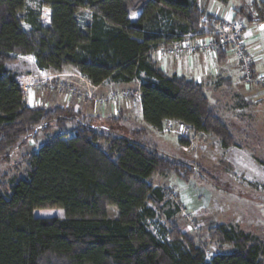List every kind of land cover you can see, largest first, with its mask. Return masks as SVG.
Instances as JSON below:
<instances>
[{
    "label": "trees",
    "instance_id": "16d2710c",
    "mask_svg": "<svg viewBox=\"0 0 264 264\" xmlns=\"http://www.w3.org/2000/svg\"><path fill=\"white\" fill-rule=\"evenodd\" d=\"M40 8L49 12L47 25L28 0H0V158L51 125L58 130L25 157L22 178L0 185V264H264V241L224 224L209 228V236L233 251L207 259L170 222L172 210L163 213L168 230L156 237L147 223L161 215L165 192L149 179L188 180L193 166L95 127L72 108L26 105L17 74L7 67L17 55L32 57L40 71L73 70L93 86L138 82L148 127L161 132L166 122H177L229 148L233 136L204 87L166 75L154 59L158 48L198 33L205 12L197 0H41ZM245 10L234 17L264 25V0ZM217 59L225 63L224 50ZM109 207L116 217H108ZM38 210L63 216H35Z\"/></svg>",
    "mask_w": 264,
    "mask_h": 264
},
{
    "label": "rangeland",
    "instance_id": "374dc122",
    "mask_svg": "<svg viewBox=\"0 0 264 264\" xmlns=\"http://www.w3.org/2000/svg\"><path fill=\"white\" fill-rule=\"evenodd\" d=\"M252 1L201 0L198 2L197 0V4L207 14L206 8L209 6L222 5V8L233 11L240 8L247 10ZM40 2L41 0H28V6L41 13V19L46 25L49 14L46 9L40 8ZM230 16L246 25L245 20L234 17L231 13ZM81 19L88 22L89 13H82ZM22 28L28 30V26L24 23ZM254 32L258 37L253 41L264 50V29ZM261 49L255 51L257 56L262 55ZM244 52L250 62L248 70L254 78L264 76L254 71L255 63L253 64L249 53ZM217 53L218 51L213 55L216 60L214 68L220 74L221 69L215 64L218 60ZM198 54L208 53L193 55ZM224 54L225 58L229 55V59L235 62V67L233 64L228 65L230 72L227 79L230 85L223 84L218 77L211 81L210 85L205 86V94L233 136L234 145L229 148H223L214 136L192 132L177 122L165 123L161 132L144 125L137 114L138 82L125 86L127 91L117 89L103 97L96 93L98 89L95 86L79 75L70 72L63 74L52 71L39 72L32 57L16 55L14 61L7 67L17 74L19 84H24L27 80L32 82L24 98L29 97L33 92L38 93V96L35 95L38 99L35 106L53 108L56 103H61L63 100L75 102L82 98L84 105L85 103L90 105L92 102L99 104L104 108L103 116L100 114V109L97 113L100 115L90 116L91 106H88L86 107L88 110L84 108L79 110L82 112V118L86 117V121H90L91 125L109 129L115 135L150 145L163 157L193 166L194 173L188 180H181L173 174H155L149 179V184L165 192V198L161 215L149 221L147 225L149 231L161 239L160 234H164L162 231L168 230V221L163 213L174 211L170 222L191 237L209 259L213 255L229 254L233 251V247L221 245L210 239L209 228L220 224L244 231L264 241V85L257 82L247 84L244 79V66L238 57L237 61L234 58L237 56L235 52L224 51ZM193 55L183 54L174 57L164 53L158 58L154 54V59L160 63L168 56L179 59ZM126 102L130 103L127 108L124 105ZM65 131L70 133L71 128L68 127ZM56 133L58 130L51 125L48 132H40L37 138H29L8 157L0 158V185L5 184L9 187L11 180L22 178L25 157L36 152ZM179 139L188 145L182 147ZM195 167L197 169H194ZM116 214L117 211L113 207L107 209L109 218L116 217ZM34 215L63 216L59 210H38Z\"/></svg>",
    "mask_w": 264,
    "mask_h": 264
},
{
    "label": "crops",
    "instance_id": "0c3cea01",
    "mask_svg": "<svg viewBox=\"0 0 264 264\" xmlns=\"http://www.w3.org/2000/svg\"><path fill=\"white\" fill-rule=\"evenodd\" d=\"M201 0H198V2ZM207 9V14H212V15H216L220 18H230V13L232 14V16L235 15V11L229 9L226 10L224 8H222L221 6H209L206 8ZM48 12V10H46ZM49 14V12H48ZM49 16V15H48ZM232 18V17H231ZM49 19V17H48ZM47 25V23H46ZM259 28L257 27V25H251L248 26L247 25V29L242 33L241 37H240V41L242 43V46L244 48V50L246 52L249 53V55L251 56L252 60H253V64L255 65L254 67V71L256 70V72L260 73L261 75H264V50L261 49V46H259L258 44L255 43L254 38L258 37V35L254 32V30H258ZM261 49L263 52L262 55L257 56L256 55V50ZM155 58V57H154ZM237 61V56L234 57ZM232 59H229V55H227L226 57V61L223 65H219L218 63L217 66L219 67L220 70V74L218 71H216V69L214 68V62L215 57L213 55L210 54H198V55H193L192 57H181L179 59H175L173 57H167L164 58L163 61L161 60L160 63H158L160 69L168 76H172V75H176L178 77H185L187 79H191L193 81H195L196 83L202 85L205 89V86L210 85L211 81H214L216 78L219 77V79L222 81L223 84H225L224 82L229 81L227 78L229 77V64H233V66L235 67V62L233 63L231 61ZM256 60V61H255ZM232 62V63H230ZM226 69V70H225ZM42 72V71H39ZM65 72H70L71 74H77V72L73 71V70H64L60 73L57 74H63ZM43 73H48L46 71H43ZM221 75V76H219ZM18 78V77H17ZM125 86H128V84H115L112 82H104L102 84H100L99 86H95L97 90V94L99 96H103L105 97L108 93H111L112 91H115L117 89L120 90H125L127 91V88H125ZM38 94V93H37ZM36 93L33 94L31 93V95L27 98H24L26 105L28 106H35L37 105V101L38 99L35 98V95L38 96ZM137 99H138V103H137V114L139 116V119L142 121V117H141V106H140V101H139V93L137 90ZM35 100H34V99ZM84 100L79 99L78 101H67V100H63L61 103L58 102L55 104V106H59V107H69L72 108L74 110H82V108L87 109L86 107L91 106L89 115L90 116H98L100 114H102L101 116H103V106H100L99 104H96L92 102V104L89 105V103H85V105L83 104L84 102L82 101ZM65 103V104H64ZM124 105L127 107L130 106L129 102L124 103ZM100 107V108H99ZM83 109V110H84ZM100 109V114L98 113V110ZM88 114V111H87ZM127 116V113L125 114ZM126 122V121H125ZM143 122V121H142ZM166 123H172V121L166 122ZM143 124L145 125V123L143 122ZM151 128V127H149ZM152 129V128H151Z\"/></svg>",
    "mask_w": 264,
    "mask_h": 264
},
{
    "label": "built area",
    "instance_id": "2783aa9c",
    "mask_svg": "<svg viewBox=\"0 0 264 264\" xmlns=\"http://www.w3.org/2000/svg\"><path fill=\"white\" fill-rule=\"evenodd\" d=\"M246 25L241 21L229 18H220L216 15L205 14L201 16L197 34L184 35L180 40L169 45L166 49L161 47L155 51L157 57L166 53L169 56L178 57L183 54L208 53L215 55L218 50L235 52L239 61L244 66V79L246 83L257 82L264 85V76H254L249 69V59L240 41ZM32 82L27 80L20 83L22 93L27 94Z\"/></svg>",
    "mask_w": 264,
    "mask_h": 264
},
{
    "label": "water",
    "instance_id": "95a60500",
    "mask_svg": "<svg viewBox=\"0 0 264 264\" xmlns=\"http://www.w3.org/2000/svg\"><path fill=\"white\" fill-rule=\"evenodd\" d=\"M264 29V25L259 27V30H263Z\"/></svg>",
    "mask_w": 264,
    "mask_h": 264
}]
</instances>
